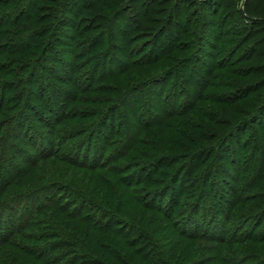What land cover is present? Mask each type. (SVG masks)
I'll return each mask as SVG.
<instances>
[{
    "label": "rangeland",
    "instance_id": "1",
    "mask_svg": "<svg viewBox=\"0 0 264 264\" xmlns=\"http://www.w3.org/2000/svg\"><path fill=\"white\" fill-rule=\"evenodd\" d=\"M202 1L189 0L182 7V13L185 11L183 14H189L196 20V24H199L198 28L204 11L200 4ZM216 1L222 3L220 21L213 26L210 25L205 31L207 34L202 33V41L198 42L201 43L200 49L195 48V44L189 45L192 43L190 41L184 42L186 44L182 45L183 52L176 54L177 59L179 57L182 61L181 66L175 68L174 74L170 76L164 74L146 79L149 77L147 70L122 72L133 62L153 61L171 50L175 43H181L178 38L182 23L177 28H168L165 32L158 28L154 30L145 28L149 23L148 19H153L157 12L153 11L152 0H140V3L122 14L119 19L112 18L105 24L101 22V25L105 26L103 31L106 33L105 38L102 39L101 36L98 39L89 38L84 42L83 38L74 36L78 34L74 25L59 27L62 35L52 44V50L49 51L46 61L47 69L53 68L59 78L54 81L53 72L48 70L40 73L39 81L47 89L44 99L52 110L51 115L43 121L50 130H44L35 124L32 112L24 113L21 117V120L29 125L25 131L19 129V119L0 127V189H4L5 181L14 179L16 175L22 177L27 174L32 159L38 157L41 152L50 153L56 150L58 158L51 161L52 169L47 173L50 185H47L41 194L29 199L25 197L17 203L8 200L11 193L3 195L1 201L5 202L4 205L0 204V239L12 234L27 220L32 208H35L34 205L31 207L33 201H38V205L42 204V199L51 197L60 189L69 194H71L69 190L78 192L79 189L86 198L100 202L96 194L86 187L93 186L96 177L90 172L85 173L84 170L72 166L95 163L101 158L105 149L111 152L108 162L116 159L120 154L124 155L123 160L111 164L121 167L128 165L133 159L139 161L152 156L153 160L147 164L153 172H160L154 177L152 186L142 187L144 178L151 179L150 174L144 173L141 167L132 170L127 176L136 185L134 190L141 200L146 201L157 211L160 210L161 215L170 213L171 217L187 225V228L190 227V231L219 236H233L237 233L241 238L251 234L259 237L264 235V222L258 225L257 219L251 218L249 221L244 219L240 223L232 220L227 224L224 210L218 213V209H224L228 205L227 200L234 199L231 192L233 186L238 190L237 192L242 191L245 195L246 185L252 184L255 176L264 169L263 136L259 130L261 125L259 126L257 122L261 119L264 122V111L257 118L258 120L251 122L229 139L220 162L216 160V155H210L208 158L205 156L202 162L200 157L194 159L200 155V152H195L193 148L187 160H173L175 151L180 152L195 143L192 141L193 137H197L196 134L199 135L203 131L202 125L206 131L214 125H223L227 118L224 112L227 105L225 103L232 101L225 97L236 94V87L242 80L245 81V78L238 74L248 68L247 65L253 60L250 54L251 47H258V54L264 47V42H260L259 39L256 43L248 44L249 50H240L234 55L231 54L232 50L227 48L228 41L236 39L244 31V25L248 24L247 28L250 29L254 20L240 18L238 11L246 15L245 7L253 2L254 8L247 13L254 18L257 16L256 20L261 19L260 16H264V0ZM216 1L213 0V3ZM75 2L77 4L72 10L77 17L76 23L89 24V21L83 20L88 19L85 3L93 5L99 3V0H85L84 3L82 0H73V3ZM139 9L145 10L141 11L145 16L136 15ZM173 10L175 11V8ZM146 11L148 14H145ZM119 25H124L127 34L118 38L114 32ZM231 32L234 33L235 38L232 37ZM91 50L93 51L89 53L88 58H83L82 55ZM108 53L110 55L106 58ZM183 56L185 60L181 59ZM257 56L259 55L256 54L255 57ZM54 57L60 63H55ZM187 59L189 64L184 66L183 60ZM215 61L227 70L216 71ZM96 66L98 68L94 71ZM93 72H95L94 78H92ZM217 72H219L218 77L215 78ZM185 74L188 75L184 77ZM235 77L237 80L234 79ZM60 79L69 83L72 81L73 88L63 86ZM83 85H91V92L85 94L79 110L82 109L85 114H92L90 120L95 127L79 119L58 125L63 110L65 90L68 89L69 94L72 95L77 87ZM230 89H233L231 93L234 94L227 92ZM199 94L203 95L204 99L198 102ZM236 98H240V95L238 94ZM238 103L242 105L243 101ZM192 104L198 105L197 114L186 113L189 105ZM35 105L42 109V103L36 102ZM167 114H170L167 122L161 124V118ZM191 121L195 126L197 125L196 129H191ZM83 126H88V129L77 137L71 134ZM138 132H142L140 143L133 145ZM111 136L114 142L110 143L108 140ZM254 143H262V145L258 147L256 154L253 152L249 154ZM182 167L186 168L184 172L180 171ZM237 173L241 177L238 181L237 179L234 181ZM209 174L212 175L204 182ZM140 182L141 184L138 185ZM223 189L227 192V196L223 195ZM214 191H217V197L213 196ZM79 204H83L81 200L77 202L76 207H81ZM169 205L170 210H166ZM255 262L259 264L260 260Z\"/></svg>",
    "mask_w": 264,
    "mask_h": 264
},
{
    "label": "trees",
    "instance_id": "2",
    "mask_svg": "<svg viewBox=\"0 0 264 264\" xmlns=\"http://www.w3.org/2000/svg\"><path fill=\"white\" fill-rule=\"evenodd\" d=\"M187 1L189 2V0H152L153 11L157 12L153 19H148L149 23L145 28L152 30L158 28L165 32L168 28H177L182 23L178 38L181 43H175L171 50L153 61L129 64L122 71L123 73L147 70L149 77L146 79L164 74L170 76L174 74L175 68L181 66L182 61L179 57L177 59L176 54L183 52L182 45L186 44L184 42L190 41L192 43L189 45L195 44V48H201V43L198 42L202 41V33L204 35L210 25L213 26L220 21L222 3L216 0L214 3L213 0L200 2L204 11L198 28L199 24H196V20L189 14H183L185 11L182 13V7ZM138 3L140 0H99V3L93 4L94 7L92 4L85 3L88 19L83 20L89 21V24L78 25L75 21L76 14L72 10L77 3H73V0H0V127L19 119V129L25 131L29 125L26 121L23 122L21 117L24 113L32 112L34 123L44 130H50L43 121L51 115L52 110L44 99L47 89L39 81L40 73L48 72V70L53 72L54 81L59 78L53 68L46 67L52 44L62 35L59 27L74 25L78 30V34L74 36L83 38L84 42L89 38L98 39L102 36V39L105 38L106 33L103 31L105 26H102L101 22L105 24L112 18L119 19L122 14ZM254 6L255 4L251 2L245 7L246 15L238 11L240 18L254 20L250 29L247 28L248 24L244 25V33L228 41L227 48L232 50V55L240 50H249L248 44L256 43L259 39L260 42H264V16L256 20L257 16L254 18L247 13ZM141 11L145 10L139 9L136 15L143 16ZM145 14H148V11ZM123 27L124 25H119L115 29L114 33L118 38L127 34ZM231 34L235 38L234 33L231 32ZM251 48L250 54L253 60L247 65L248 68L238 74L245 78V81L242 80L236 87V94L231 93L233 89L227 91L234 95L225 97L232 101L225 103L227 105L224 112L227 118L223 125H214L209 131H206L202 125L203 131L199 135L196 134L197 137H193L194 139L192 138L195 143L185 150L175 151L177 154H174L173 160H187L193 148L195 152H200V155L194 159L200 157L202 162L205 156L208 158L210 155H216V160L220 162L229 139L251 122L258 120L257 118L263 113L264 47L259 54L258 47ZM92 51L85 52L82 55L83 58H88ZM256 54L259 56L255 57ZM109 55L108 53L105 57ZM182 58L185 60L184 56ZM54 59L55 63H60L56 57ZM184 60V66H187L189 59ZM87 61L86 59L85 62ZM214 67L216 71L227 70L219 66L217 61ZM97 68L96 66L94 71ZM218 73H215L217 74L215 78L218 77ZM94 75L95 72L92 73V78ZM187 75L185 74L184 77ZM236 77L235 80H237ZM215 78H213L214 81H216ZM59 81L64 84L63 86L73 88L72 81L70 83L61 79ZM76 89L72 95L69 94L68 89L65 90V100L62 102L63 110L58 119V125L79 119L85 124L90 123L94 126L90 120L92 114H85L82 109L79 110L85 94L91 92V85H83ZM238 94L240 98H236ZM203 99L204 96L199 94L198 102ZM225 99L223 94V103ZM241 100L242 105L238 103ZM36 102L43 104L42 109L35 105ZM196 104L189 105L186 113L197 114L198 105ZM55 109L53 104V110ZM169 116L170 114L163 116L160 123L165 124ZM109 118L108 116L107 119ZM257 122L259 126L261 125L259 130L263 136L264 145L263 119ZM191 124V129H196L197 125L195 126L193 121ZM87 127L83 126L84 129L81 127L71 134L77 137L88 129ZM141 134L142 132H138L133 145L140 143ZM108 142H114V138L111 136ZM261 145L262 143L252 144L249 154L250 152L256 154ZM110 153L105 149L101 158L95 163L72 166L84 170L85 173L90 172L96 177L94 185L86 187L96 194L97 200L100 199L101 203L86 198L79 189H77L79 193L69 190L72 195L60 189L51 197L42 199V204L39 205L38 201H33L31 207L34 205L35 208H32V213L27 220L12 234L0 239V264H245L247 262L257 264L256 260H260L259 264H264V235L259 237L251 234L241 238L237 233L233 236H219L190 231V227L187 228V225L171 217L170 213L161 215L160 210L158 212L146 201L141 200L134 190L136 185L127 176L132 170L141 167L144 173L150 174L151 179L144 178L142 187L152 186L154 177L160 172L158 170L153 172L148 166L147 162L153 160L152 156L139 161L133 159L128 165L121 167L111 164L123 160L124 155L120 154L116 159L108 162ZM57 158L56 150L50 153L41 152L38 157L35 156L27 174L22 177L16 175L14 179L4 182V186L2 185L4 189H0L2 196L0 204L4 205L5 201L1 200L6 193H11L8 200L16 203L25 197L29 199L41 194L47 185H50L47 173H50L52 169L51 161ZM183 170L185 171L186 168L180 169L181 172H184ZM214 172L217 173V171ZM211 175L209 174L204 182ZM240 177L241 175L237 173L234 181L235 179L238 181ZM140 184L141 182L138 183ZM234 188V186L231 188L234 199L227 200L228 205L224 209H218L219 214L224 210L227 224L232 220L240 223L244 219L249 221L251 218L257 219L258 225L263 223L264 169L262 173L255 176L252 184L246 185L245 195ZM222 193L227 196L224 189ZM213 196H218L217 191H214ZM80 200L83 204H79L81 207H76ZM198 207L200 208L199 205ZM167 209L170 210V205ZM66 258H68L67 261Z\"/></svg>",
    "mask_w": 264,
    "mask_h": 264
}]
</instances>
